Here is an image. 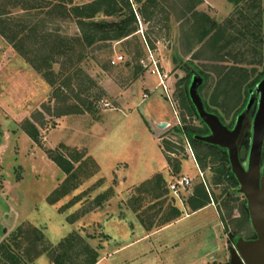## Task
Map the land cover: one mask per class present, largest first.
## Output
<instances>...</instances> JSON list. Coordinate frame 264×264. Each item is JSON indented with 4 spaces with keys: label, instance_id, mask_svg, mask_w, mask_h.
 Wrapping results in <instances>:
<instances>
[{
    "label": "rangeland",
    "instance_id": "rangeland-1",
    "mask_svg": "<svg viewBox=\"0 0 264 264\" xmlns=\"http://www.w3.org/2000/svg\"><path fill=\"white\" fill-rule=\"evenodd\" d=\"M115 1L123 10L108 15L110 0H0V264H12L10 255L27 264H52L57 251L64 253V264L88 263L92 251L99 259V239L108 237L100 230L102 218L133 213L146 231L167 224L176 210L179 217L185 213L187 198L204 184L199 168L221 209V264L229 263L230 246L239 237L256 236L246 196L220 171L230 167L221 159L224 149L195 147L187 130L197 132L191 134L195 139L208 133L191 98L193 86L205 108L231 128L248 105H257L264 77V0H220L214 6L202 0H138L135 8ZM89 3L103 10L91 19L77 16L75 8ZM131 9L136 21L129 36L98 34L91 44L83 41L80 21L118 22ZM149 48L167 74L169 95L151 72ZM121 54L124 59L113 64ZM41 64L42 72L35 68ZM78 97L92 111L61 114L81 106ZM29 121L40 132L41 146L24 130ZM80 142L93 145L102 164L133 143L144 144L146 155L105 169ZM156 143L163 165L155 157ZM103 144L110 155L101 154ZM50 149L85 156L66 173L49 157ZM197 151L213 153L204 169L193 160ZM146 159L157 166L147 167ZM180 173L194 179L183 203L168 188Z\"/></svg>",
    "mask_w": 264,
    "mask_h": 264
},
{
    "label": "crops",
    "instance_id": "crops-1",
    "mask_svg": "<svg viewBox=\"0 0 264 264\" xmlns=\"http://www.w3.org/2000/svg\"><path fill=\"white\" fill-rule=\"evenodd\" d=\"M203 4L214 6L220 0H202ZM159 116L164 115L162 110ZM104 135L108 132H104ZM149 134L143 137L152 144L155 139ZM104 137V136H102ZM101 137V138H102ZM108 137L103 141H106ZM157 144V143H156ZM78 145L88 147L90 153L103 165H112V162L124 160L132 165V159L137 156L143 160L146 151L144 144L135 143L127 145L122 150V155L110 160L109 164H102L95 154V147L86 142ZM153 147L152 145H150ZM136 149V151H134ZM155 156L158 164H164L165 156L161 152ZM102 155H110L105 144L101 146ZM153 154V149H152ZM151 159V157H150ZM116 160V161H115ZM146 166L154 168V162L145 160ZM124 174V171H119ZM140 174V173H139ZM181 210L185 213L179 218L151 231H146L133 213L125 215L107 216L100 220V230L108 237L100 241L101 252L96 264H221L226 258L224 224L215 203L193 211L188 205ZM183 212V211H182ZM100 213V212H99Z\"/></svg>",
    "mask_w": 264,
    "mask_h": 264
},
{
    "label": "water",
    "instance_id": "water-1",
    "mask_svg": "<svg viewBox=\"0 0 264 264\" xmlns=\"http://www.w3.org/2000/svg\"><path fill=\"white\" fill-rule=\"evenodd\" d=\"M190 94L200 118L209 129L208 133L199 135L198 139L227 151L239 189L247 198L250 220L257 235L253 239L239 237L230 246L228 264H264V77L257 89L258 103L253 116L250 114L254 103L241 113L233 128L205 108L194 86ZM248 131L250 142L242 158L240 143Z\"/></svg>",
    "mask_w": 264,
    "mask_h": 264
},
{
    "label": "trees",
    "instance_id": "trees-1",
    "mask_svg": "<svg viewBox=\"0 0 264 264\" xmlns=\"http://www.w3.org/2000/svg\"><path fill=\"white\" fill-rule=\"evenodd\" d=\"M110 1H111V3H110L111 5L109 7L110 11L107 12L106 10H104L105 13L107 12L106 14L111 15L113 13H116L118 11L121 12L123 10V9L117 7L118 4L115 0H110ZM123 2L125 5H127L129 7L131 6V3L129 0H124ZM152 2H155V0H152ZM95 4L96 3H89V4L82 5L80 7H76L75 8L76 15L79 17L87 18V19H91V18L95 17V15L98 12L103 10L101 8V6H99V5L96 8H94ZM135 21H136V15H135L134 11L131 9L129 16L121 19L118 22L104 21V22L86 23L82 20L79 23L82 26V31H83V38L82 39H83V41L91 44L92 42H94V40H95L96 36H98V34L100 36V39H120V38H124V37L129 36L131 33H133L135 31L134 29L129 28V26L132 23H134ZM213 29H214V26L212 28L206 29L201 38L204 39ZM88 30L89 31L91 30L92 33L89 32ZM111 30H113L114 34H110ZM22 53L24 55H26V52H22ZM35 68L42 72L43 71V64L35 65ZM48 68H51V67L48 66ZM77 72L78 71H76L75 74H77ZM230 76L231 75L226 74V76L223 77V80H225V83H226L225 85H226L227 89L230 88V87L228 88V85L230 83ZM49 80L51 83L54 82V80L52 78H49ZM226 81L229 83H227ZM227 89L225 90V92L227 91ZM225 92H223V93H225ZM78 101L80 102L81 106L77 105L76 107H74V109H71V110H62L61 114H67V113L83 114L84 112L92 111V104L88 103L87 100L78 97ZM28 123H29V127H24V130L29 134V136L37 144H39L41 146L42 140H41V135H40V132H39L37 126L35 124H33L31 121H29ZM187 131H188V134L191 137V141L195 145V147L197 144H200V145L206 144L205 142H202L199 139H195L191 136V134L196 132V131H193V130H187ZM208 132H209V129H208ZM198 133H201V132H198ZM206 145L213 146L212 144H209V143H207ZM214 146H216V145H214ZM216 147H219V146H216ZM47 153L49 154V157L54 162H56L66 173L72 172L74 169V162L80 160L81 158H83L85 156L84 152L80 153L78 150H75V155H70L69 157L64 155L63 153H59L56 150H52V149L48 150ZM201 153H203V157H200ZM212 154L213 153L210 151H203V152L197 151V160L203 169L207 167V158L209 156H211ZM221 159L224 161H229V156H228V153L225 149H224V152L221 154ZM220 171L225 176V179L231 183L232 187L239 185V182H238L236 176L234 175V173L231 170V165H230V167H228V169H226L225 166L221 167ZM212 202L216 203L215 197L213 196L211 191L209 189H207V187L204 184L197 186L194 190V193L191 196H189L187 199V205L193 211L201 209V208L207 206L208 204H210ZM217 208H218L219 213L221 215L220 207H217ZM247 209H248V207H247ZM179 215H180V211L178 209V210H176V212L172 216H170L169 218L166 219V222L169 223V222L177 219L179 217ZM246 217L249 218V214H247ZM222 220H223V218H222ZM232 237H236V233H233ZM256 237H257V235L254 236L253 238H256ZM248 239H252V237L248 238ZM5 245L6 244H3L2 247H5ZM92 252H93V255L90 257L89 262L84 263V264H96L97 263L98 254L95 251H92ZM64 256H65L64 253H60L58 251L53 253L52 264H64ZM8 258L12 262V264H27L26 261H24L22 258H19L18 256L10 255Z\"/></svg>",
    "mask_w": 264,
    "mask_h": 264
},
{
    "label": "built area",
    "instance_id": "built-area-1",
    "mask_svg": "<svg viewBox=\"0 0 264 264\" xmlns=\"http://www.w3.org/2000/svg\"><path fill=\"white\" fill-rule=\"evenodd\" d=\"M129 1L133 5V7L135 8V6L138 3V0H129ZM149 51H150L151 58H152V64L150 66L151 72L158 75V77L160 78L159 86H161L162 89L169 95L170 89H169V85L167 84L166 79H165L167 77V74L160 72L158 61L154 57L150 48H149ZM123 59H124V55H122V54L118 55L117 57L112 59V63L116 64ZM192 155H193L194 162H196V165L199 167L194 153H192ZM199 176H200L202 182L205 185H207L206 179L204 177V172L200 168H199ZM193 186H194L193 177H191L190 175H188L186 173H180L178 175L173 176L168 183V188H169L170 193H172V195L174 196V198H176V200L178 199L182 203L184 202L183 199H185V197L188 196L189 193L191 192Z\"/></svg>",
    "mask_w": 264,
    "mask_h": 264
},
{
    "label": "flooded vegetation",
    "instance_id": "flooded-vegetation-1",
    "mask_svg": "<svg viewBox=\"0 0 264 264\" xmlns=\"http://www.w3.org/2000/svg\"><path fill=\"white\" fill-rule=\"evenodd\" d=\"M256 110V103L254 104L253 108H252V111H251V114L250 116L252 117L254 112ZM234 127V126H233ZM232 127V128H233ZM249 142H250V131H248L247 133H245L242 141H241V148H240V153H241V157L244 158L245 156L243 155V150L244 148L247 146H249Z\"/></svg>",
    "mask_w": 264,
    "mask_h": 264
}]
</instances>
